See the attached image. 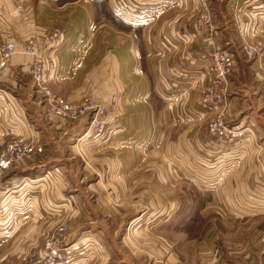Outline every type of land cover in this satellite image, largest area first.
I'll return each instance as SVG.
<instances>
[{
  "label": "crops",
  "instance_id": "1",
  "mask_svg": "<svg viewBox=\"0 0 264 264\" xmlns=\"http://www.w3.org/2000/svg\"><path fill=\"white\" fill-rule=\"evenodd\" d=\"M43 1L51 6V8L48 6L47 11L40 8L42 4L39 0H0V42L12 40L15 45V52L5 61L0 71V142L12 136H21L41 146L40 153L24 157L5 176L6 180L14 181V186L7 192H0V240L13 232L9 229L11 218L14 219V227L21 228L23 222L28 219L29 225H32L38 213L37 204L39 203L56 201L61 203L64 206L62 222H66L70 228L71 219L77 215V210H74L70 204L71 195L61 193L62 188H59L61 185L56 187L52 181L38 183L42 180L41 172L46 171L44 176L47 180L52 175L57 176L56 169L48 171L50 169L48 161L63 160V158L71 160L75 156L79 157L81 161L79 170H91L96 178L87 181L82 178L85 177L83 175L77 181H82L86 189L94 188L95 192L98 190V195L103 188L111 187L113 196L116 198L115 186H118L117 179L111 184L107 181L108 178L116 177L118 165H105L104 171L108 173L102 178L101 167L96 163H91L90 157L87 156L88 153H92L89 152L91 144L89 136L76 138L72 144V138L84 132L86 117L71 123H64L58 118L44 116L32 103L33 80L30 68L33 57L22 52L25 38L35 36L37 41L41 39L46 29H57L58 34L54 36V40L41 50L46 58L53 59L56 67L53 73L48 74V77L52 75L51 78H53L51 81L48 78L49 88L56 95L68 101L89 97L104 108V115L107 113L105 101L109 100L114 90L113 86L117 88L120 80H126L132 90L141 88L142 85L141 100L137 103L150 113L149 120L151 113L153 117L157 115L154 114L153 106L156 104L153 98L160 102V110L169 111L172 108L171 112H173L187 103L194 104L203 86V82H197L192 88L190 87L189 92L193 100L190 98L188 100L190 102L184 100L183 96L177 94L176 91L171 92L169 97L162 95L166 80L171 79L170 71L182 62V50L162 55L160 48L156 49L154 45L160 39L163 40L162 36L169 34L173 28L180 31L194 24L200 9L197 0H174L176 4L172 9L177 10L168 18L162 16L161 10H157L160 0H126L128 4L122 8L127 12L126 18L122 17L124 10L120 8V0H103L105 5L103 7L111 13L110 16L104 14L100 6L102 2L96 6L97 3L92 0ZM204 6L208 8L212 16L214 29L211 32H202L201 35L202 66L205 67L210 62L211 54L217 49L229 50L232 53L233 64L228 77L225 119L238 126L252 124L251 132L248 138L242 140L238 146L221 148L217 143H208L204 126L212 113H204L202 117L193 120L191 125L175 134V145H169L172 149L171 161L173 162L170 166L165 165L164 169L168 168L171 172L181 171L185 175L184 178L201 193L213 196L212 194L219 189L220 194L216 198L222 200L227 213L214 210L213 214L234 220L248 221L251 219L245 227V231L249 232L245 234L248 235L249 240L237 249L225 248V250L246 251L248 247L249 250L255 252L254 254L248 258L247 255L240 256L241 262H239L232 258L237 259L238 256L223 258L221 254H215L216 246H214L212 249H207V251L212 250L211 254L207 253L210 255L198 256L197 254V257H206V259L203 263L197 260L196 264H264V215L260 213L261 208L264 209V109L261 114L257 112V104L264 107V61L260 57L249 56L245 53L242 38L238 36L236 30V27L248 28L253 38L264 42V28L254 33L251 27L253 22H257L259 18L264 20V0H205ZM142 8L145 18L134 19V12ZM54 10L66 17L63 18L64 22L54 17ZM80 10L86 12L85 23L78 19V16L82 15ZM156 10L158 11L156 16L146 20ZM42 15L46 16V19L40 18ZM190 16L194 17L193 21H190ZM98 23L112 25L120 36V42L109 53L104 52L96 64L99 65L90 67L91 72L86 78L85 75L89 69L85 71L81 67V62L78 66V61L68 74H59L56 54L66 42V37L70 35V32H78L82 27L89 29ZM58 63H60L59 58ZM124 65L127 67L123 71L122 66ZM235 67L240 68V72L247 70L250 79L246 81L235 76ZM97 69L100 70L95 73ZM134 101L133 105H135ZM170 115H173L171 117L173 121L180 120L176 114L167 116ZM107 123L106 118L105 127ZM66 163L67 165L63 167L71 171L72 163L67 160ZM131 195L133 198L127 197L123 201L134 202V194ZM209 207L211 206L202 207L203 212L200 211V215H207L213 224L215 216L211 214ZM138 212L133 214L134 211H129L127 214H133L128 227L132 237L144 235L146 232L143 223L148 220L149 224L152 217L148 212ZM174 216L177 220L179 214L176 213V209L172 213L173 218ZM141 223L143 226H138V229L134 230V227ZM27 227L22 228L20 235L28 237L29 241L32 240L33 235L45 236L53 228L46 231L43 227L37 229ZM212 229L214 225L208 230ZM32 230L36 234L32 233ZM89 239L85 238L80 245L79 249L83 255H86V251L96 248ZM144 241L137 244L133 238L129 243H124L127 247V254H119L120 250L117 246L116 251L119 257L114 264H195L193 260L195 257L191 255L177 253L175 249L172 253L171 245L156 246L150 242V239L148 242ZM77 243L79 240L75 244ZM92 254L95 255L94 251ZM90 258L84 256L76 264H108L109 262L104 255L103 257L98 256L97 259Z\"/></svg>",
  "mask_w": 264,
  "mask_h": 264
},
{
  "label": "rangeland",
  "instance_id": "2",
  "mask_svg": "<svg viewBox=\"0 0 264 264\" xmlns=\"http://www.w3.org/2000/svg\"><path fill=\"white\" fill-rule=\"evenodd\" d=\"M92 1L97 5L102 2L100 6L104 14L111 15L103 7L105 6L103 0ZM122 1L126 2V0ZM39 3L42 4L40 8L44 11L48 10V6L51 8L50 4L43 0H39ZM159 3L160 6L157 10L163 12V17H171L174 11L177 10L172 9L173 5L176 4L174 0H160ZM77 5H80V3H77ZM157 10L153 15L150 14V17H147L146 20L156 16ZM68 12L71 13L70 10ZM79 12L82 15L78 16V19L83 20L85 23L86 12L84 10ZM125 13L122 11V17L126 18ZM44 15L40 17L43 20L46 19ZM54 17L63 22L66 18L63 14H58L56 10H54ZM189 18L190 21H193L194 17L190 16ZM251 27L252 32L254 30V33H256L258 29L264 28V20L259 18L257 22H253ZM182 30L178 31L177 28H173L169 34L162 36L163 40L160 39L154 45L156 49L157 47L160 48L159 51L162 55L173 54L175 50H182V62L170 71L171 79L166 80L162 95L169 97L172 94L171 92L175 93L176 91L177 94L183 96L184 100L188 101L191 98L190 87L192 88L197 82H203L204 85L202 77H204V71L210 70V64L208 62L204 67L201 63L203 54L200 52V42L203 31H198L194 25ZM236 30L239 36L237 27ZM118 42H120V36L112 25L106 23H98L89 29L82 27L78 32H70V35L66 37V42L57 51V70L59 74L66 75L76 66L78 61V66L81 65V62V67L85 71L89 69L86 72V78L87 74L91 72L90 67L96 65L104 52L109 53ZM58 58L60 63H58ZM122 67L124 71L127 66ZM239 69L235 67V76L248 81L250 79L249 72L247 70L240 72ZM99 70L97 69L95 73H98ZM51 76L48 77L50 81L53 80ZM119 77L121 79L120 75ZM88 82L89 79L87 84ZM117 85V88L113 86L112 95L108 101H105L107 113L104 118H107V127L104 125L99 135L90 138L89 152L92 153L87 155L90 157L91 163H96L97 166L101 167L102 178L108 173L104 171L105 165L114 164L119 166L116 177L108 178L107 176L108 184L116 179L118 180V186H115L117 190L116 198L113 196L111 187L104 186L105 188L98 195V190L95 192L94 188L86 189V185H83L82 181H77L83 175L85 177L82 178L87 181L96 178L91 170H79L81 161L77 156L71 160L63 158V160L48 161L50 167L48 171L53 168L56 169L57 176L52 175L47 180L44 176L46 171H44L41 172L40 176L42 180L38 181V183L52 181L56 187L61 185L59 187L62 188L61 193L71 195L72 201L70 204L74 210H77L76 217L70 221V228L67 225L68 243H74L76 248L71 264H76L84 256L97 259L98 256L103 257V255L109 261L108 264H114L117 257H119L116 249L119 247V254H127V247L124 243H129L133 238L137 241V244H141L143 240L148 242V239H150V242L156 246L160 244L171 245L172 253L175 249L177 253L191 255L195 257L193 258L195 264L197 260L203 263L206 259V257H197V254L198 256L210 255L212 250L207 251V249H212L214 246H216L215 254H221L223 258L235 255L238 258H232L239 262H241L240 256L247 255L248 258L251 254H254L255 252L249 250L248 247H246V251L225 250V248L237 249L249 240L248 235H245L249 233L245 231V227L251 219L248 221L234 220L213 214L214 210L227 213L222 200L216 198L220 194L219 189L212 194L213 196L201 193L198 188L184 178L185 175L181 171L171 172L168 168L167 170L164 169L165 165L166 167L167 165L170 166V163L173 162L171 161L172 149L169 148V145H175V134L191 125L196 118L202 117L203 114H198L199 109L195 108L194 104L187 103L183 107L176 108L173 112H171L172 108L169 111L160 110V102L153 98L152 100L156 104L153 106L154 114L157 115L153 117L151 113L149 120L150 113L137 103L138 100H141L142 85L141 88L135 90L130 88L131 85L126 80H120ZM133 100H135V105H133ZM32 103L46 116L43 107L37 103L36 99L33 98ZM259 105L257 104V112L261 114L264 107ZM168 114H176L180 120L173 121L171 118L173 115L167 116ZM87 122L84 132L72 138V144H74L76 138L85 133ZM66 160L72 163L71 171L63 167V165H67ZM170 180L171 183H169ZM132 193L134 194V202L123 201L127 197L133 198ZM206 205L211 206L209 210L215 216L213 224L207 215H200V211L203 210L202 207ZM37 206L38 213L36 219H33L34 223L32 225H29L28 219L23 222L21 228L19 226L14 227V219H10L11 226L9 229H12L13 232L0 240V258L7 256L11 260H18L32 245L36 246L41 242L44 235L39 236L32 230V233L36 235H33L32 240L29 241L28 237L20 235L22 228L27 226H30V229L43 227L48 231L63 221L61 216H63L64 206L61 203H57V201L46 202L44 204L39 203ZM175 209L176 213L179 214L177 220L175 216V218L172 217ZM129 211H134L133 214L138 211L148 212L152 216L149 224L147 223L148 220L145 223L142 222L145 224L144 230L146 233L144 235L132 237L129 234L128 227L133 216V214L127 215ZM243 221L245 222L242 223ZM176 222L177 226L175 227ZM142 223L136 226L133 224L135 226L134 230L138 229V226L142 227ZM213 225L214 229L208 230ZM86 236L91 239L89 240L95 244L96 248L95 250L86 251V255H83L79 248L82 245V240L87 238ZM78 240L79 243L76 245L75 243ZM20 241L21 243H19ZM17 246L18 248H16ZM180 249L182 250L180 251ZM93 251L95 255L92 254Z\"/></svg>",
  "mask_w": 264,
  "mask_h": 264
},
{
  "label": "built area",
  "instance_id": "3",
  "mask_svg": "<svg viewBox=\"0 0 264 264\" xmlns=\"http://www.w3.org/2000/svg\"><path fill=\"white\" fill-rule=\"evenodd\" d=\"M205 0H197L200 9L194 21V27L198 31L211 32L214 29L212 16L204 6ZM119 3V2H118ZM120 8L128 4L120 0ZM125 11V9H122ZM134 19H144V9L134 12ZM127 14V12L125 13ZM242 47L249 56L260 57L264 61V42L253 38L248 28L237 27ZM58 34L55 28L46 29L41 39L28 36L22 44V52L31 55L33 62L30 72L33 80L32 94L34 100L40 104L45 114L58 118L64 123H71L80 118L87 117V128L80 136L95 137L99 135L106 123L104 108L96 104L91 98L84 97L76 101H68L51 91L48 86V74L56 69L52 58H46L42 54V48L54 40ZM15 52L12 40L0 42V71L5 61ZM210 70L206 71L203 88L195 98L194 106L199 109L198 114L212 113L205 125V134L208 143H217L221 148L238 146L242 140L248 138L251 126H238L225 119L228 95V75L233 64L231 52L217 49L210 57ZM1 91V90H0ZM41 152V146L21 136H12L4 142H0V192H7L14 186V181L5 179L6 173L17 165L24 157ZM264 215V209L261 208ZM68 228L65 222L56 224L50 232L42 237L41 242L23 253L18 260H11L7 256L0 259V264H71L74 255V244L68 243Z\"/></svg>",
  "mask_w": 264,
  "mask_h": 264
},
{
  "label": "trees",
  "instance_id": "4",
  "mask_svg": "<svg viewBox=\"0 0 264 264\" xmlns=\"http://www.w3.org/2000/svg\"><path fill=\"white\" fill-rule=\"evenodd\" d=\"M96 6H98V5L96 4ZM227 51H229V50H227ZM86 118H87V117H86ZM86 121H88V119H86ZM85 124H86V123H85ZM85 124H84V125H85ZM83 127H84V126H83Z\"/></svg>",
  "mask_w": 264,
  "mask_h": 264
}]
</instances>
